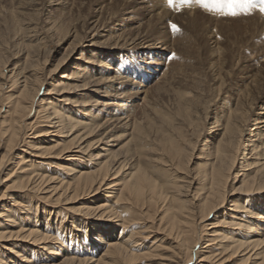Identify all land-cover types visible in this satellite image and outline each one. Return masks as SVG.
<instances>
[{
    "label": "bare ground",
    "instance_id": "obj_1",
    "mask_svg": "<svg viewBox=\"0 0 264 264\" xmlns=\"http://www.w3.org/2000/svg\"><path fill=\"white\" fill-rule=\"evenodd\" d=\"M105 1H98L82 22L54 23L57 39L52 46L24 44L17 54L22 55V63L13 68L3 52L9 39L0 33V112L4 113L0 121V147L4 149L0 172L19 150L0 195V264H136L138 259H145L146 252H141L148 245L145 240L153 239L158 247L157 243L170 239V235L176 243L175 255L164 256L168 263L162 264H189L198 255L207 263L231 264L229 261L243 252L237 264H264V87L256 101L250 95L259 75L249 74L247 87L224 99L225 111L211 118L210 134L205 137V146L211 148L209 159L203 168L195 170L198 173L194 171V187L192 176L188 180L184 171L189 168L187 146L195 143L194 132L202 128L197 117L199 97L179 91L172 111L176 116L152 105L145 82L164 74L160 59L164 63L171 60L174 56L169 54L174 53L175 45L162 36L147 35L145 29L131 32L136 28L132 26L137 9L166 24L181 19L198 23L203 17L215 23L216 15L212 14L218 12L205 8L212 16L207 17L196 11L193 8L199 0L183 5L181 0L172 4L168 0H123L118 10H110ZM65 5V0H20L15 9L18 26L25 22L28 29L35 24L30 15L62 11ZM29 9L35 12L31 14ZM260 12L256 6L248 17L244 14L245 18L233 21L244 22L263 38L255 71L264 64V12ZM231 25L223 22L221 30L231 31ZM35 28L37 25L33 32ZM96 35L105 39L96 40ZM71 36L74 38L67 53L51 64L54 66L47 75L43 70L51 50L63 48ZM83 36H90V41H84ZM218 36L209 34L215 47ZM213 49L219 59L220 46ZM74 52L79 55L71 68L49 82V89L42 90L47 76L64 68ZM137 54L140 59H136ZM78 89L82 92L79 101L65 94ZM56 95L62 96L58 104L53 101ZM35 106L39 108L31 115ZM140 106L143 115L139 117ZM252 114L256 116L253 122ZM33 116L35 119L30 120ZM42 124L50 126L41 128ZM192 125L193 135L191 130L186 132ZM121 135L128 137L121 146L126 151L117 154L114 147ZM62 137L67 142H61ZM47 159L62 169L68 163L75 166L56 177L36 169ZM19 169L23 174L16 179ZM80 198L94 205H63L67 210L80 211V216H68L58 206ZM38 216L45 223L36 220ZM214 216L240 230L219 235L210 222ZM138 220L146 223L134 230L133 226L141 222ZM161 232L165 235L160 237ZM39 252L54 255L38 257Z\"/></svg>",
    "mask_w": 264,
    "mask_h": 264
},
{
    "label": "rangeland",
    "instance_id": "obj_2",
    "mask_svg": "<svg viewBox=\"0 0 264 264\" xmlns=\"http://www.w3.org/2000/svg\"><path fill=\"white\" fill-rule=\"evenodd\" d=\"M25 1V0H24ZM66 5L65 8H63L62 11H52L51 10H46L44 13H38L36 17L32 15L31 19L35 20V24L31 25L27 29V23H23L18 26V17H15V11L17 10V5L19 6L20 0H0V33L4 34L5 38H8L7 40V45H5V48L7 50H4L3 52L6 53L8 59H10L7 64H10V68H13L15 65L18 66L20 63H22V55L19 56L21 52V47L24 49V44H34V45H41L44 46V43L49 46V44L52 46L56 42V36L57 33L55 30V24H60L63 21L70 22L71 20H81L80 22L83 21L84 18H88L89 14L93 12V9L97 6V2L101 0H65ZM111 1V0H110ZM116 1V2H115ZM109 2L108 0L105 1V6H110V10H118L122 6L123 0H115ZM140 1V0H138ZM18 3V4H17ZM133 3H131L132 5ZM137 4V2H136ZM257 7L259 8V0L257 3ZM13 9V10H12ZM16 9V10H15ZM196 11H199L202 13L204 16H211V14L205 10V7L203 4L200 2L197 3V6L195 8ZM11 10V11H10ZM194 10V11H195ZM32 11V12H30ZM146 10L144 9H137L136 10V18L133 20V23H135L132 27H136L134 30H132L131 34L142 31L143 29L147 30L148 33L147 35L151 36H162V38L166 39L167 41L169 40L172 42L175 46H173L174 49V57H172L171 60H166V63H164L163 59H160L159 64H162V70H165L164 74L162 76H158L157 78H153L148 80L146 83L148 91H149V96H150V101L152 105H156L160 108H163L165 112H169L170 115L176 116V114L172 113L173 108L176 106V98L177 94L179 91H184L187 90V92H190L191 95H196L199 97L197 107L199 112L197 113L199 119L202 124L201 126H198L199 131L194 132L192 129H194V126H190L186 132L192 133L193 137L195 138V143L193 145H188L187 149L189 152V156L187 158V168L184 171V174L188 175V180H191L190 175L192 176V181L194 182L193 186L197 187L196 183L197 180H193V177L198 173L197 171L201 168H203V164L207 162L209 159V151L211 150L210 147L205 146V140L209 134H210V122L212 121L211 118L215 117L216 114L218 116L222 115V113L225 111V106H223L224 102L226 99L229 98V95L234 96L233 93H235L238 89H245V86L247 81H245L246 77L250 74L259 75L257 76V84L255 86L250 87V95L254 96L253 101H256V97H258L260 94H262L261 89L264 87V64L260 63L258 66V70L255 71V62L257 59L260 58L261 56V42L263 40L262 36L259 34L252 33V27L246 28L244 22H240L238 24H233V21H236L241 18H245L244 14H240L241 16H224L221 15L220 13L217 14H212L215 16V23L209 21L206 17H203L200 19V22L198 23H184V19L181 20H175L171 21L170 24L166 23H161L162 21L159 20L157 17H152L149 18L147 17L144 12ZM191 11V10H190ZM9 12V14H8ZM14 12L13 14H11ZM29 13H34V10L29 9ZM262 13V12H260ZM7 14V15H6ZM44 14V15H43ZM106 14V13H104ZM108 14L105 16L107 17ZM109 16V15H108ZM244 16V17H243ZM249 15L247 14V17ZM261 16V14H260ZM212 17V16H211ZM246 17V18H247ZM250 17H252L250 15ZM249 17V18H250ZM11 18V19H10ZM257 18V17H256ZM221 19V20H218ZM16 20V21H15ZM69 20V21H68ZM218 20V21H217ZM258 20V19H257ZM263 20V19H262ZM54 21V22H53ZM57 21V22H55ZM259 21V20H258ZM51 24H48L50 23ZM66 22V23H67ZM225 22L226 26H230V30L228 29H223L221 30L220 24ZM231 22V23H229ZM53 23V24H52ZM13 24V25H12ZM176 25L178 30H174L171 25ZM8 28H7V26ZM35 28L36 32L32 31V27L36 26ZM264 25V24H263ZM15 26V27H14ZM49 26V28H48ZM52 26V27H51ZM225 26V27H226ZM54 27V28H53ZM254 27V26H253ZM52 30H51V29ZM214 28V30H212ZM224 28V27H223ZM17 30V34L14 31ZM81 30V29H79ZM3 31V33H2ZM50 31V32H49ZM55 31V32H53ZM230 31V32H229ZM214 33L216 36H218L219 44L220 46V56L219 59L216 58L213 54V48H216L214 44L211 43V40L209 38L210 33ZM56 35H55V34ZM0 34V36H1ZM51 34V36H50ZM86 34L81 31V35ZM7 35V36H6ZM15 35V36H14ZM50 37H47V36ZM53 35V37H52ZM106 35H109L106 34ZM46 36V38L42 39V37ZM13 37V38H12ZM15 37V38H14ZM50 38V39H49ZM74 37H68L66 40V43L64 44L63 48L60 50L52 51L50 52L49 55V61L46 66H44L43 71H47V75L49 73V70L53 68L51 64H55L57 60L60 58H63L65 54L67 53V48L69 47L70 43L73 41ZM96 40H102L105 39V36H94L93 37ZM84 41H90V36L82 37ZM13 41V42H12ZM9 42V43H8ZM51 42V43H50ZM253 42H257V45L253 44ZM42 43V44H40ZM23 44V45H22ZM12 47V48H11ZM175 47V48H174ZM213 47V48H212ZM11 49V50H10ZM18 49V50H17ZM22 49V50H23ZM13 50V51H12ZM20 50V51H19ZM18 52V53H17ZM12 53V54H11ZM18 54V56H17ZM173 54V53H172ZM171 53L169 55H172ZM13 57H11V56ZM78 52H74L73 54L69 55L66 60V66L62 69H60L57 72L52 73L51 76H47V79L44 81V86L42 87V90L44 89H49L50 85H48L49 82H53L57 78L59 79L61 74L65 72V70H68V68H71L74 62H76L75 58L78 56ZM136 59H140V56L137 54ZM222 61H225L224 64L220 65ZM220 67V68H219ZM220 69V70H219ZM42 71V72H43ZM221 76V78H220ZM214 77V79H212ZM216 77V78H215ZM219 77V78H218ZM256 77V76H255ZM213 80H217L216 82ZM72 81V82H71ZM145 81V80H144ZM71 83L75 82L78 85H81V81H74L70 80ZM223 82V83H222ZM222 83V84H220ZM248 85V83H247ZM162 92H159L161 91ZM82 92L80 89L77 91H71L67 94L69 98H71L74 101H79L82 99V95H80ZM227 96V97H226ZM152 97V98H151ZM225 97V98H224ZM232 98V97H230ZM62 99L61 95H56V97L53 99L55 104H58L61 102L60 100ZM225 99V101H224ZM153 101V102H152ZM207 101H210L207 102ZM209 103V104H208ZM163 104V105H162ZM199 104V105H198ZM67 106V105H66ZM68 106H72L71 104ZM39 108L38 106H35L32 110L33 113H30L31 115L34 114V109ZM171 109V111H170ZM206 109V110H205ZM169 110V111H168ZM223 111V112H222ZM143 110L141 106L138 108L137 115L140 117L143 115ZM151 112H153L151 110ZM150 114L153 116L154 112ZM203 113V114H202ZM4 113L0 112V121L3 119L2 115ZM29 115V116H31ZM149 115V113H148ZM157 115V114H156ZM251 119L253 120L254 117H256L254 114H252ZM196 116V115H195ZM209 116V117H208ZM208 118V119H207ZM35 119V116H33L30 120ZM206 119V120H205ZM210 119V120H209ZM199 120V121H200ZM208 120V121H207ZM253 122V121H251ZM249 123L248 125L252 124ZM199 124V125H200ZM40 126H43L41 128L48 127L50 125L47 124H42ZM196 126V125H195ZM204 126V127H203ZM193 127V128H192ZM248 127V126H247ZM192 128V129H191ZM208 128V129H207ZM203 129V130H202ZM247 129V128H246ZM201 132V133H199ZM203 132V133H202ZM187 134V138L191 139L192 135ZM62 136V135H61ZM190 136V137H189ZM198 136V138H197ZM192 137V138H193ZM59 138V137H55ZM63 140H60L61 142L64 141L67 142V138L62 137ZM200 138V139H199ZM200 141H199V140ZM193 140V139H191ZM128 141V137L125 135H121L117 138V143L116 141H113L116 146L114 147V150L118 151L117 154H122L126 150L124 148H121V146H124L126 142ZM22 149H27V146H21ZM120 147V149H119ZM205 148V149H204ZM99 150V149H98ZM101 150V149H100ZM203 152H202V151ZM21 151V149H20ZM205 151V152H204ZM4 152V149L0 147V157L1 154ZM19 152V150H15L10 157H13L9 162L7 163V166L3 168V170L0 172V195L2 194L3 191H5V182L4 181L6 177H8L9 171L11 167L13 166L14 161V155ZM206 153V154H205ZM242 157V156H241ZM33 158V156H31ZM46 161V162H45ZM58 163H64L63 159H57ZM86 162H91V161H86ZM78 164V162H77ZM189 164V165H188ZM25 164L24 166H26ZM41 167H36L38 171L45 172L47 174H52L53 176H59V175H64L65 172H67V169H70L71 167L75 166V163H68L65 164L67 168L62 169L61 166H58L56 162L47 159L44 160V163H40ZM69 167V168H68ZM61 168V169H60ZM197 168V169H196ZM193 170V171H191ZM197 170V171H195ZM191 173H189V172ZM196 173H195V172ZM21 169L17 171V175L15 178H19L23 173H21ZM8 173V174H7ZM68 173V172H67ZM194 174V175H193ZM66 175V174H65ZM185 175V176H186ZM60 176V177H62ZM241 179V178H240ZM237 181L234 182L236 184ZM232 184V183H231ZM239 183L236 184L238 186ZM104 194H108L107 192H104ZM105 196V195H104ZM93 198V197H90ZM59 204L58 206L60 208H64V211L70 213L71 216H80L79 212L76 211H71L65 209L66 206H73V207H83L84 205H94L88 203V200L85 198H80L77 201L71 202V203H65ZM229 204V202H228ZM226 204V206L228 205ZM65 207H64V206ZM225 208V207H224ZM69 216V214H68ZM36 220H42V223H45V219H41L40 216L36 218ZM96 223H99L100 221L95 220ZM141 221L140 223H136L133 227L134 230L136 228H139L142 226L144 223V220H138ZM228 221V220H226ZM154 222V221H152ZM210 222H212V229H217L219 235H229L232 233V231H239L240 228L237 227H232L229 224L225 223L222 221V217L220 216H214L213 218L210 219ZM151 224V223H150ZM164 233H159V236H163ZM165 235V234H164ZM170 239L165 240V241H160L157 244H159L158 247L156 245L154 246L153 239L145 240V242L148 243V245L144 248L141 249V252H146L144 254V258H140L136 261V264H162V263H168V261L164 260V256L166 255H175L173 254V251L176 249V243L173 242V237L170 235ZM226 242V241H225ZM153 245V246H152ZM56 249V248H55ZM45 256H52L54 255V252L51 253H45L43 252ZM43 253L39 252L38 257L40 255H43ZM98 253V252H97ZM244 253V252H243ZM241 253L237 257H234V259H231L229 263L231 264H237L240 262ZM201 257L198 255L197 257L194 258V260L189 263V264H215V263H207L205 261L200 260ZM251 260H254V257H252ZM249 262V263H248ZM247 263H242V264H250L251 261H248ZM241 264V263H240Z\"/></svg>",
    "mask_w": 264,
    "mask_h": 264
},
{
    "label": "snow or ice",
    "instance_id": "obj_3",
    "mask_svg": "<svg viewBox=\"0 0 264 264\" xmlns=\"http://www.w3.org/2000/svg\"><path fill=\"white\" fill-rule=\"evenodd\" d=\"M172 4L174 0H168ZM189 0H181V4L188 3ZM205 8L215 11L224 16H237L239 14H249L257 6L258 0H199ZM259 11L264 12V0H259ZM174 30H178L176 25H171ZM175 55L174 53L172 54Z\"/></svg>",
    "mask_w": 264,
    "mask_h": 264
}]
</instances>
